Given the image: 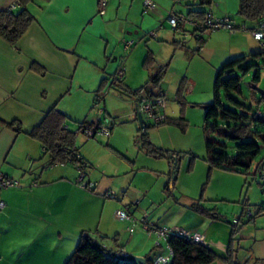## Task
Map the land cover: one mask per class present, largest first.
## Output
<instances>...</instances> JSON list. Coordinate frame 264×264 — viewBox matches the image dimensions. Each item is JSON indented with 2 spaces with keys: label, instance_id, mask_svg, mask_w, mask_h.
<instances>
[{
  "label": "rangeland",
  "instance_id": "rangeland-1",
  "mask_svg": "<svg viewBox=\"0 0 264 264\" xmlns=\"http://www.w3.org/2000/svg\"><path fill=\"white\" fill-rule=\"evenodd\" d=\"M151 1L156 5L153 12H145L144 0H108L106 15H98L100 21L102 18L111 22L106 25L96 21L91 30L97 35L96 43H101L100 49L88 46L92 58L99 60L97 76L88 77L89 69L83 70V64H79L77 71L71 70V96L62 99L60 104L71 114V119L66 117L70 131L75 133L78 125L85 121H101L105 127L106 120L110 119L114 121L110 137L88 138L77 132L76 145L88 167L80 171L70 163L51 165L46 154L45 158L36 161L31 172L24 174L26 179H14L15 186L0 189V200L6 202L5 197L9 200L8 206L6 204L0 211V253L4 258L0 264H64L83 232L104 247L116 242L126 246L130 238L126 229H122L119 241L115 236L124 226L143 233L145 242L140 254L152 257L155 245L161 243L164 250L166 243L165 240L159 242L155 233L132 224L133 220L140 222L145 216L156 228L191 230V233L199 229V232H208L213 240L223 236L230 242L233 219L239 218L246 205L251 213L264 205V187L250 175L209 171L203 133L204 107L213 102L217 71L229 60L244 56L247 60L243 67L254 63L250 55L263 52L260 44L248 31L237 30L235 36H231L220 29L204 33L205 42L202 50L197 52V43L191 36L193 26L186 23L180 33L174 34L168 23L170 14L183 18L188 13L187 6L192 5L195 9L211 12L216 20L229 17L237 25L240 24L239 1L210 0L209 5L203 7L201 0ZM121 26L127 29L120 32ZM160 26L163 28L158 30ZM153 31L157 32V38L149 37ZM131 41L132 47L125 51V43ZM106 48V58L103 55L99 58ZM147 55L153 61L145 66ZM102 59L107 65L104 66ZM161 66H166V72L156 86L149 81ZM121 69L122 87H111L112 76ZM104 71L108 83L101 84ZM48 78L55 80L54 76L48 75ZM82 84L90 90L97 89L103 96L99 106L104 111L101 117L96 116L93 104L87 108L86 99L79 96L78 88L83 87ZM157 90L165 94V117L184 120L183 124L177 125L174 121L160 126L143 120L148 141L168 152L165 158H153L140 150L141 133L138 131L141 125L132 118L133 102L139 96ZM135 91L139 92L134 94ZM243 91L247 97L245 87ZM75 95L78 96L75 98ZM214 123L225 125L220 120ZM34 142L37 148L41 147ZM232 151L228 144L226 153ZM172 154L175 155L174 162ZM39 168H44V172L52 169L61 172L76 187L64 190L68 199L57 200L54 196L48 198L46 192H36L35 188L40 185L34 180L40 181ZM82 184H88L92 189H83ZM167 185L170 193L165 191ZM106 194H113L114 198H107ZM195 205L209 211V215L197 211ZM118 210L128 213L131 220L119 221L115 215ZM131 210H135L132 215ZM1 214L6 215L1 217ZM106 233L110 234V239L104 237ZM261 240H264V213L250 223L244 219L232 237V245L237 249L238 244L241 248L238 253L243 255V250L249 252L251 244ZM134 249L140 250L134 243L128 245V256L141 258L130 252Z\"/></svg>",
  "mask_w": 264,
  "mask_h": 264
},
{
  "label": "trees",
  "instance_id": "trees-1",
  "mask_svg": "<svg viewBox=\"0 0 264 264\" xmlns=\"http://www.w3.org/2000/svg\"><path fill=\"white\" fill-rule=\"evenodd\" d=\"M16 1L19 5L17 12L13 13L8 9L0 11V37L11 44H14L21 38L34 21V17L28 11V6L32 0ZM209 1L201 0V6L209 5ZM238 1L239 9L237 15L240 18V24L236 25L232 22L231 18L225 17L224 19H228L234 25V30L231 32L226 29L224 30L228 31L231 36H234L237 30L248 31L251 34L254 32H262L264 34V29L261 28V23L264 21V0ZM174 2L180 3V0H174ZM154 6L155 8L151 11H147L144 6L145 12L155 11L156 5L154 4ZM187 7H189L188 13L183 18H180L177 14H170L177 19V23L174 28L170 24L169 26L171 31L177 34L183 29L184 24L190 23L193 26L191 36L195 38L197 43V52H200L205 42L203 38L204 33H210L220 29L207 27L206 22L209 20L208 16L214 17L211 12L204 9H195L192 5ZM97 10L98 15H104L105 10L103 14L99 13L98 0ZM169 16L168 19L170 18ZM162 28L163 26H160L158 30ZM149 37L157 38V32H151ZM257 43L260 44L259 42ZM132 45L133 42L127 50H125L124 46V50H130ZM260 48L263 52L250 55V58L254 59V63L243 67L242 65L247 60V57L244 56L232 61L229 60V62L217 71L213 87V102L204 107L203 133L205 136L206 162L209 165V171L217 170L250 175L253 180L257 181L260 187H264V83H262L264 77V46L260 45ZM260 60H262L261 63L258 62ZM152 61L153 59L147 55L144 60V65L148 66ZM165 68L166 66L159 67L155 74L150 77L149 82H154L158 86L166 72ZM120 71H123V69ZM118 73L116 72L112 76L111 87H122L124 76L119 77ZM245 78H248L246 82L244 81ZM105 83H108L107 79H103L101 84ZM147 85L148 83L140 91L145 89ZM243 87L246 88L247 97H244ZM157 91L163 93L161 90ZM99 92L95 94L93 101V108L95 109L99 108L100 103L104 100ZM137 92L139 91H135L134 94ZM155 93L156 91L145 96H139L136 99V108L143 99H152ZM222 94L224 101L222 100ZM164 108L157 110V113L159 112L163 116V121L153 123L149 120L153 123L152 125L160 126L173 123L174 121V124H183L184 120L182 118L168 120L164 115ZM216 120L222 121L225 125L212 124ZM108 122L105 127L109 131V136L105 138L110 137L111 127L114 124V121L110 119H108ZM66 124V117L54 107L45 115L39 126L25 133V135L41 145L46 154L50 156L51 165H65L70 163L75 167L77 166L78 170L81 171L88 167V164L79 153V148L76 145V134L77 132L82 133L83 130L85 132L92 131L94 133L93 137H89L85 133L83 134L88 138H94L96 132L104 124L102 125L101 121L96 123L94 121L92 123L85 121L78 125L75 133L70 131ZM146 128L143 123V127L141 126L138 131L141 133L140 139L138 140L140 150L153 158H165L168 152H163L148 141L145 132ZM14 131L18 134L22 132L17 124H15ZM228 144L233 149L231 154L226 153ZM173 157L175 155L172 154V162H174ZM258 157L260 159L256 162ZM168 185L165 191L170 193ZM195 206L197 211L209 215V211L202 209L199 205ZM245 207L247 208L248 205ZM246 208L243 209L242 214L236 220V225L232 222L233 230L231 231V239L225 255L220 256L208 247L186 240L178 234H171L166 240V245L173 253L172 260L169 264H212L216 261L223 262L224 264H238L236 258L237 249L232 245L233 235L237 234V229L244 219L250 223L256 216L264 213V205L259 206L255 213H251V216L247 218L244 217ZM213 216H216V214H213ZM129 259V257L117 255L114 251L104 247L102 243L91 238L89 234L83 232L79 235L75 249L64 264H134ZM144 261L145 264H153L149 255L145 257Z\"/></svg>",
  "mask_w": 264,
  "mask_h": 264
},
{
  "label": "crops",
  "instance_id": "crops-1",
  "mask_svg": "<svg viewBox=\"0 0 264 264\" xmlns=\"http://www.w3.org/2000/svg\"><path fill=\"white\" fill-rule=\"evenodd\" d=\"M16 2V0H0V11L8 9ZM18 10L19 6L13 13ZM28 11L34 17V21L21 38L11 44L0 37V174L11 180L26 179L24 174L31 172L32 166L37 165L36 161L46 157L45 150L42 147L37 148V143L28 138L25 133L39 126L45 115L54 107L62 115L71 119V114L67 113L63 104H60L62 99L71 96L69 73L71 70L77 71L79 64H83V70L89 69L88 77L97 76L96 67L99 65V60L92 58V50L89 47L92 45L100 49L101 43H96L97 35L91 30L96 21L106 25L111 22L104 21L105 19L102 18L100 21L97 0H32ZM106 12L107 7L104 15L100 17H104ZM124 29L127 28L121 26L120 32H124ZM106 50L107 48L103 53L101 51L99 58L101 55L106 58ZM102 60L104 66L107 65V61ZM105 71L102 80L107 79ZM48 75L54 76L55 80L49 79ZM78 89L79 96L86 99L88 108L93 104L97 89L90 90L84 85ZM77 96L75 95V98ZM132 107L134 111L136 101L133 102ZM75 120L81 119L75 118ZM15 124L19 125L21 133L14 131ZM38 170L41 173L38 175L40 181H34L40 186L35 190L40 194L46 192L45 195L48 198L54 196L57 200L64 201L68 199V194L64 190L68 187L76 188L59 171L54 172L52 169L44 172V168ZM4 201L6 202H2L5 208L9 200L5 197ZM134 211L131 210L130 215ZM5 215L1 214V217ZM135 221L133 220L132 224H135ZM1 229L0 225V231ZM122 229H126L130 235L127 245L119 246L120 244L116 242L114 245L109 243L105 246L115 253H121L124 257H130L127 253L128 245L134 243L140 250L134 249L130 252L144 260L146 256L143 257L140 254L145 242L143 233L124 226L116 232L115 236L119 238L123 233ZM130 229H132L131 232ZM190 229L195 231L196 228ZM195 233L203 236L205 247L220 256L225 255L229 245L226 238L222 236L218 240H213L208 232L202 233L199 229ZM104 235L109 238L110 234ZM117 240L119 241L120 238ZM155 247L152 257L149 256L152 261L163 253L161 243L156 244ZM240 249L237 244L238 264H264V240L252 243L249 252L246 253V250H243L245 253L243 255L238 253ZM3 260L0 253V262Z\"/></svg>",
  "mask_w": 264,
  "mask_h": 264
},
{
  "label": "built area",
  "instance_id": "built-area-1",
  "mask_svg": "<svg viewBox=\"0 0 264 264\" xmlns=\"http://www.w3.org/2000/svg\"><path fill=\"white\" fill-rule=\"evenodd\" d=\"M107 1L108 0H98V9H99L100 14L104 13L105 7L107 5ZM18 6L19 5L17 2L13 3L12 5L8 7V10L13 12L16 8H18ZM144 6L147 9V11H151L155 8L154 4L150 0H145ZM169 17L170 18L168 19V22L171 25V27L174 28L176 26L177 19L172 15H170ZM208 18L209 20L206 22L207 27H210L213 29H226V30H229L230 32L234 30V25L230 23L228 19L216 20L214 19V17H210V16H208ZM261 28L264 29V21L261 23ZM252 37L255 41L259 42L261 46H264V34L262 32H254L252 34ZM131 44L132 42L127 43L125 46V50L129 49ZM122 75H123V71H119L118 76L121 77ZM164 107H165V96L163 93L156 91L155 96L152 99H149V100L143 99L141 101L140 105L135 109V111H133L132 118L133 120L138 121V117H141L143 120H151L153 123H160L163 121L164 118L162 115L159 114V112L157 113V110L163 109ZM95 113L97 117H101L103 115L102 109H99V108L95 109ZM107 123H109L108 120H106V124ZM82 133H85L89 137L94 136V133H92V131L85 132L83 130ZM95 136L108 137L109 131L106 127H100L99 130L96 132ZM81 178H79V181ZM15 185H16L15 182H13L12 180H9L4 175L0 174V189L13 187ZM81 187L83 189H86L88 187L91 188V186L90 185L88 186V184H82ZM105 196L111 199L114 198L113 194H110L109 196H107L106 194ZM3 208H4V203L0 201V211ZM115 215H116V218L121 222L131 220V217L128 215V213L122 210L116 211ZM250 216H251V212L248 209L245 210L244 217L248 218ZM134 223L135 225L136 224L140 225L143 228V230L148 233L150 232L155 233V235L158 237V240L159 241L165 240V243H166L167 238L171 234H178L179 236L183 237L186 240H190L193 243L205 246L204 238L200 234L191 233V232L179 230V229L169 230L165 228H162V229L156 228L155 225L149 224L146 216L143 219H141L140 222L135 221ZM233 224L236 225V220L233 221ZM131 231L132 229H130V232ZM117 255L123 256L121 253H117ZM172 257H173L172 250L167 245H165L163 253L160 254L158 257H156L152 263L153 264H169L172 260Z\"/></svg>",
  "mask_w": 264,
  "mask_h": 264
},
{
  "label": "water",
  "instance_id": "water-1",
  "mask_svg": "<svg viewBox=\"0 0 264 264\" xmlns=\"http://www.w3.org/2000/svg\"><path fill=\"white\" fill-rule=\"evenodd\" d=\"M139 124L143 127V119L141 117H138ZM130 261L134 264H145V261L142 258H135V257H129Z\"/></svg>",
  "mask_w": 264,
  "mask_h": 264
}]
</instances>
